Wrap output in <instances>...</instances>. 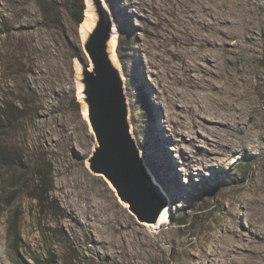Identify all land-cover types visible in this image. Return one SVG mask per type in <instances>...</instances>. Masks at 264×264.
<instances>
[{
    "label": "rangeland",
    "instance_id": "rangeland-1",
    "mask_svg": "<svg viewBox=\"0 0 264 264\" xmlns=\"http://www.w3.org/2000/svg\"><path fill=\"white\" fill-rule=\"evenodd\" d=\"M106 1L135 135L185 225L140 224L87 167L96 141L75 77L88 63L84 0H54L59 22L40 0H0V264H264V0ZM200 104H237L250 143L214 167L186 142L211 137L194 127Z\"/></svg>",
    "mask_w": 264,
    "mask_h": 264
},
{
    "label": "water",
    "instance_id": "water-1",
    "mask_svg": "<svg viewBox=\"0 0 264 264\" xmlns=\"http://www.w3.org/2000/svg\"><path fill=\"white\" fill-rule=\"evenodd\" d=\"M93 23L79 36L88 63H76L78 102L94 135L87 167L103 177L119 202L143 225H154L170 201L146 164L131 119L127 78L118 56L119 31L106 0H84ZM116 44L115 50H112ZM116 56V60L114 58ZM83 115V110H81Z\"/></svg>",
    "mask_w": 264,
    "mask_h": 264
},
{
    "label": "bare ground",
    "instance_id": "bare-ground-1",
    "mask_svg": "<svg viewBox=\"0 0 264 264\" xmlns=\"http://www.w3.org/2000/svg\"><path fill=\"white\" fill-rule=\"evenodd\" d=\"M93 20L94 19H93V16L91 14V11L87 10L85 20L80 25V31L82 34L85 33L86 31H88V29L91 27V25L93 23ZM115 47H116V44L113 45L112 50H115ZM114 58L116 60L117 57L114 56ZM77 62H78V60L76 61V63ZM233 106L235 107V110H236L235 112L227 109L224 105L216 104V106H213L214 113H208L207 112V110H206L208 108L207 105L200 104L197 107L198 111L196 112L194 122H193L194 127L200 128L201 130L202 129L207 130L211 136V137L205 136V143H204L203 147L198 146V143H199L198 139L204 137V135L200 132V130H198V133L194 138H191L189 140L186 139L188 146L190 145L194 149L192 154L195 156L201 157L200 159H198L199 165H208V167H214L215 165H217L221 161L222 162L227 161L228 160L227 157L229 156L228 154L236 153L238 151V149L246 146V143L250 144L247 142V140H246L247 138H245V136H242V134L245 130V127H244L245 125L243 126L241 123L237 122L238 114H236V112L237 113L239 112L238 106H237V104L236 105L233 104ZM82 110H83V117H85L86 110H85V108H82ZM261 140L264 142V134L262 135ZM190 157H191V154H188L189 159H190ZM251 191L252 192H263L261 185L258 184L257 182H255L252 185ZM173 208H174V206H173V203L171 202L169 204V206L162 213V215L159 219V222L157 224L151 225L150 228L155 229V230H160V229L166 227L167 225H169L171 223ZM87 209L90 210L91 207L87 206ZM69 217H72V219L80 226L79 227L80 229H84L83 225L80 224V220L78 219V217H75L73 214H69ZM122 228H123L122 225L119 226V230ZM115 231H117V230H115ZM229 235H231V234H229ZM235 237H236V235H235ZM260 244H262V243L260 242ZM239 245H242V244H239ZM246 249H240L238 247L236 249V251L238 253L242 252V253L248 254L249 249L248 250H246ZM236 251H234V253ZM256 252H258V251H256ZM217 256L223 257L222 254H217ZM258 256H259V254H258ZM236 258L237 257H235L233 259H236ZM257 258H259V257H257ZM239 261L240 260H237L236 262L238 263ZM243 261H244V259H243ZM246 264H247V262H246Z\"/></svg>",
    "mask_w": 264,
    "mask_h": 264
},
{
    "label": "trees",
    "instance_id": "trees-1",
    "mask_svg": "<svg viewBox=\"0 0 264 264\" xmlns=\"http://www.w3.org/2000/svg\"><path fill=\"white\" fill-rule=\"evenodd\" d=\"M54 0H40V6L43 9L44 15H45V19L46 20H54L55 22H59V17L57 16V9H55V7L52 5L54 2ZM79 12V16L76 18V21L78 22V24H80L83 21L84 18V7L81 5V7L78 10ZM118 56L120 58L121 61H124V57L122 55V39L119 41V45H118ZM80 54V53H79ZM78 56V55H77ZM2 117L4 119L8 118V115L3 114ZM172 223L175 225H185L184 220H174L171 219ZM18 264H25L23 261H19ZM52 264V263H49Z\"/></svg>",
    "mask_w": 264,
    "mask_h": 264
}]
</instances>
